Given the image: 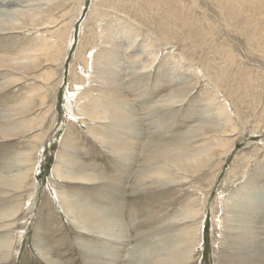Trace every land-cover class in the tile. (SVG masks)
Here are the masks:
<instances>
[{
	"label": "rangeland",
	"instance_id": "obj_1",
	"mask_svg": "<svg viewBox=\"0 0 264 264\" xmlns=\"http://www.w3.org/2000/svg\"><path fill=\"white\" fill-rule=\"evenodd\" d=\"M65 1L51 30L0 33V55L21 57L27 46L60 32L43 58L42 76L51 85L50 97L37 99L32 113L43 117L39 130L24 139L0 138V165L36 139L42 146L30 178L35 190L0 192V210H17L3 221H14L9 231L17 251L5 264H48L36 255L37 246L61 264H103L89 248L100 241L73 225L58 200L59 188L102 209L111 207L128 224L130 246L137 237L169 227L167 220L180 210L192 209L201 228L185 264H264V0ZM107 40L122 45L117 54ZM79 56L88 64L96 61L95 70L122 74L116 89L91 83L92 90L82 92L100 101L116 99L127 111L130 123L103 132L111 141L120 137V155L94 139L96 125L70 114L68 96L78 82L72 66ZM64 58V66L48 65L47 60L59 64ZM30 86L22 79L0 91V112L19 103ZM168 100L177 102L166 107ZM219 105L231 111L219 117L214 110ZM200 147L211 155H199L202 166L190 163L186 180L145 189L153 169L173 174ZM59 153H67L75 171L83 165L98 180L58 179L53 169ZM7 234L0 231L1 237Z\"/></svg>",
	"mask_w": 264,
	"mask_h": 264
},
{
	"label": "bare ground",
	"instance_id": "obj_2",
	"mask_svg": "<svg viewBox=\"0 0 264 264\" xmlns=\"http://www.w3.org/2000/svg\"><path fill=\"white\" fill-rule=\"evenodd\" d=\"M65 3H67L65 0H0V33L8 31L4 33L5 35L13 33L9 32V30L22 29L25 31L36 30V32L51 30L58 21V16L56 15L57 9L63 7ZM73 26L71 24L68 29L67 49L71 46L72 32L70 31L74 30ZM59 36L60 32H57V29H55L51 35L43 36L39 41L27 46L24 50L26 54L21 57H11L10 54L0 55V71H6V76L0 77V91L8 89L22 79H25V81L29 80V84H31L19 103L16 102L1 109L0 138L7 139L18 136L24 139L32 129L37 128L39 130L43 117L42 115L40 117L39 114L32 115V113L36 108L37 99L43 100L49 95L47 87L51 85L50 78L42 76L43 58L49 54L50 49L56 46ZM106 43L114 47L116 54L119 47L122 46L119 42L112 40H107ZM128 43L130 44V42L125 41L126 45ZM128 48H131V46H128ZM75 59L76 61L73 62L75 66H72V71H74L73 76L78 79L77 83L79 84L76 83V86H80H75L71 95L68 96L70 114L83 119L87 125H96L97 129L94 132V139L108 152L112 151L120 155V152L117 150L118 145H120V137L115 136V140L111 141L108 133L103 132L114 131V128L111 127L116 124L130 123L131 119L127 111L120 106V102L116 99L100 101L99 99L92 98L91 95H83L82 92L85 89L92 90L89 88L91 83L101 87L108 86L110 89H116L119 86L122 74L118 70L107 68L95 70L92 65L96 61L88 64L84 57L79 56ZM64 60L65 58L59 64L57 62L53 63L52 60L47 61H50L48 62L49 66L51 64L64 66ZM109 64L112 67H117L115 61H111ZM9 70L17 72L19 75L14 76ZM131 71L134 70L131 69ZM85 83H87V88H82L81 85ZM40 91H44V93L39 94ZM117 96L122 98L121 94ZM176 102V100H168V105L164 106L169 107ZM120 108L122 111H120ZM214 110L219 117L231 111L228 107L220 105ZM206 121L204 120L199 123L203 126ZM33 137L35 135H31L30 140H28L30 143ZM34 142L36 143L31 144L28 149L17 151L16 155L8 160V162L0 165V192L2 194H8L11 189L12 193L35 190V185L30 178L35 170V166L37 167L42 146L39 139H36ZM32 153H34L35 160ZM201 153H205L207 157L211 155L206 153L204 147H200L195 152L196 157L190 156L185 162L182 160L183 164L180 165L182 168L174 169L173 174L164 176L159 171L153 169L151 172V185L148 181L145 189L165 187L174 182H183L188 178L189 170L187 166L190 163L197 162L196 167L202 166L201 161L203 157L199 156ZM58 156V158L56 157L58 161L53 169L54 175L58 179L64 182L80 183H93L98 180L97 178L99 177L96 174L91 172L85 173L83 165L81 171H75V166L71 163L67 153H59ZM60 186L61 184H58L56 187ZM56 192L64 212L68 215L73 225L79 228L80 232L97 236L100 243H93V246L89 248L95 252L94 254L97 253L92 258L95 257L96 260H100L103 264H185L193 258L201 225L198 224V216L192 209L186 211L180 210L179 213L174 214L167 220V225L170 228L171 226L175 227L174 230L161 226L160 231L148 234L147 236L137 237L135 244L130 246L131 236L127 231L128 224L125 220L121 219V216L119 217V214L112 211L111 207L102 209L95 204H90L87 200H81L82 197L78 196V194H68L62 188L57 189ZM15 202L17 203V201ZM14 206L18 205L14 204ZM16 213L15 207H5V209L0 210V231L2 229L8 230V234L5 237L0 236L1 264L9 262L17 252L12 250L11 242L13 235L9 231L14 221L12 219L11 222H3L7 218L15 216ZM196 224L198 225L195 226ZM168 231L169 233L167 234ZM96 246H100L101 250ZM35 253L48 264H61L44 247L41 250V247L37 246Z\"/></svg>",
	"mask_w": 264,
	"mask_h": 264
}]
</instances>
